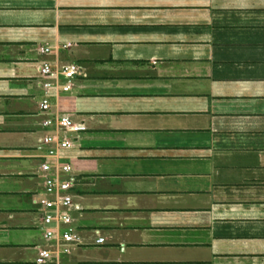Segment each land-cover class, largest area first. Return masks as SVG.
<instances>
[{"label":"crops","instance_id":"crops-1","mask_svg":"<svg viewBox=\"0 0 264 264\" xmlns=\"http://www.w3.org/2000/svg\"><path fill=\"white\" fill-rule=\"evenodd\" d=\"M45 97L87 130L58 161L83 245L44 264H264V0H0V264L48 247Z\"/></svg>","mask_w":264,"mask_h":264},{"label":"built area","instance_id":"built-area-1","mask_svg":"<svg viewBox=\"0 0 264 264\" xmlns=\"http://www.w3.org/2000/svg\"><path fill=\"white\" fill-rule=\"evenodd\" d=\"M41 51L48 53L50 49L44 48ZM40 71L45 79L43 87L47 91L59 86V79L70 81L82 75L81 67L77 65L57 68L46 63L42 65ZM70 89V84L61 85L63 92ZM52 108L51 101L45 97L40 103V109L47 115L43 120V125L46 128H53L55 131L43 139L44 145L48 148L41 163V170L46 174V177L44 181L45 197L41 199L40 203L44 209L43 235L48 247L39 250L36 259L38 264L58 259L62 254L71 253L74 247L83 245L80 235L71 227L73 220L70 212L74 207L71 194L72 182L70 179L64 178V175H70L72 166L61 164L58 161L60 153L73 146V141L62 137L61 131L79 133L86 131L87 127L83 123H75L69 115L52 114ZM94 242L96 245H103L106 239L99 235Z\"/></svg>","mask_w":264,"mask_h":264}]
</instances>
